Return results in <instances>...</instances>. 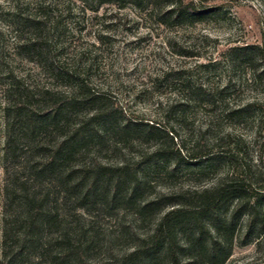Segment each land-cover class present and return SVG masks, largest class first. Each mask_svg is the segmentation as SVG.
Instances as JSON below:
<instances>
[{
  "label": "trees",
  "instance_id": "trees-1",
  "mask_svg": "<svg viewBox=\"0 0 264 264\" xmlns=\"http://www.w3.org/2000/svg\"><path fill=\"white\" fill-rule=\"evenodd\" d=\"M4 1H12L7 10L2 7V14L15 33L16 53L35 62L44 73L72 81L75 90L65 95L33 87L5 70L0 30L5 118L0 264H264L262 172L248 163L236 164V155L197 154L195 149L183 154L174 149V135L150 123L145 124V133L158 140L152 157L205 162L207 167L228 158L231 167L214 184L193 190L185 198L179 194L181 200L141 201L138 217L151 221L150 227L135 233L122 254L103 259L92 256L101 249L96 212L123 199L132 202L142 191L126 165L103 164L88 157L94 141L120 132L117 113L107 108L106 95L93 91L79 74L56 60L49 6L38 0ZM119 1L150 10L167 26L219 15L217 7H202L203 0ZM225 54L233 65L264 62V48L258 44L229 46ZM192 92L193 100L204 99L203 104L216 106L217 99L202 87ZM246 110L247 106L237 108L235 116H245ZM84 111L89 114L82 116ZM128 186L122 198L121 191ZM237 245H254L256 256L233 260Z\"/></svg>",
  "mask_w": 264,
  "mask_h": 264
},
{
  "label": "rangeland",
  "instance_id": "rangeland-1",
  "mask_svg": "<svg viewBox=\"0 0 264 264\" xmlns=\"http://www.w3.org/2000/svg\"><path fill=\"white\" fill-rule=\"evenodd\" d=\"M38 1L51 9L56 60L79 74L93 91L106 95L107 108L117 113L120 132L94 141L89 159L126 165L141 185L134 201L123 199L112 208L95 211L101 243V249L91 253L95 259L122 254L135 233L150 227L151 221L138 217L141 201L181 200L179 194L185 198L193 190L214 184L231 167L228 158L207 167L205 162L152 157L158 140L145 133L147 123L174 135V149L183 154L195 149L197 154L236 155V164L248 163L264 175V62L233 65L225 54L233 45L264 48V0H203L202 7H217L219 15L175 26L162 24L150 10L119 0ZM11 3L0 0L4 69L26 85L65 95L74 92L72 81L44 73L35 62L16 53L15 33L2 14V7L7 10ZM199 87L217 99L216 106L203 104L204 99L193 100L192 90ZM2 89L0 84V258L5 141ZM244 106L248 107L245 116H235L234 110ZM88 114L84 111L82 116ZM129 189H123L120 196L124 198ZM254 256V245H237L233 260Z\"/></svg>",
  "mask_w": 264,
  "mask_h": 264
}]
</instances>
